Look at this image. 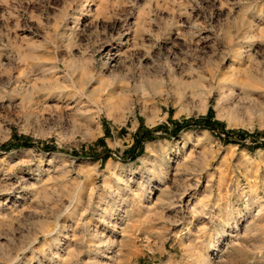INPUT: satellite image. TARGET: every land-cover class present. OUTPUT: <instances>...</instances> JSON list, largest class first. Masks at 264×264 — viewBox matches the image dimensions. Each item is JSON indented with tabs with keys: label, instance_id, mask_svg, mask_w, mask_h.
I'll return each instance as SVG.
<instances>
[{
	"label": "rangeland",
	"instance_id": "374dc122",
	"mask_svg": "<svg viewBox=\"0 0 264 264\" xmlns=\"http://www.w3.org/2000/svg\"><path fill=\"white\" fill-rule=\"evenodd\" d=\"M263 132L264 0H0V264H264Z\"/></svg>",
	"mask_w": 264,
	"mask_h": 264
},
{
	"label": "bare ground",
	"instance_id": "6f19581e",
	"mask_svg": "<svg viewBox=\"0 0 264 264\" xmlns=\"http://www.w3.org/2000/svg\"><path fill=\"white\" fill-rule=\"evenodd\" d=\"M227 81H228V82H226V84H225L226 86H229V84H230V85H233V84L236 85V83H235L232 79H228ZM221 86H222V85H221Z\"/></svg>",
	"mask_w": 264,
	"mask_h": 264
},
{
	"label": "trees",
	"instance_id": "16d2710c",
	"mask_svg": "<svg viewBox=\"0 0 264 264\" xmlns=\"http://www.w3.org/2000/svg\"><path fill=\"white\" fill-rule=\"evenodd\" d=\"M262 134L264 135V132ZM261 144H262V146H264V143H261Z\"/></svg>",
	"mask_w": 264,
	"mask_h": 264
}]
</instances>
